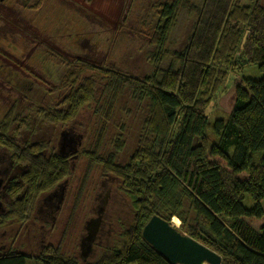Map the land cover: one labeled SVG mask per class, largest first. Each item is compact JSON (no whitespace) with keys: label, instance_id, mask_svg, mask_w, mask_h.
Masks as SVG:
<instances>
[{"label":"trees","instance_id":"trees-1","mask_svg":"<svg viewBox=\"0 0 264 264\" xmlns=\"http://www.w3.org/2000/svg\"><path fill=\"white\" fill-rule=\"evenodd\" d=\"M146 4L140 21L146 38L140 46L143 73L78 61L67 74L70 83L58 90L63 96L57 95L56 106L53 102L48 108L28 107L29 112H43L51 125L71 123L95 99L101 82L107 101L98 111L102 141L116 105L128 91L126 112L134 128L127 129L128 123L115 128L109 154H101L99 146L83 154L120 179L133 198L134 223L125 230L120 246L98 260L82 262L51 245L38 258L52 264H170L142 237L143 227L156 214L181 219L183 230L221 254L222 264H264V231L250 223L264 214V0ZM184 15L193 20L194 28L180 49L173 34ZM255 63L263 76L246 78L236 87L229 115L212 124L217 138L212 144L205 109L229 68ZM16 116L1 120L5 125L0 127V145L12 147L16 158L28 165L26 194L9 213L22 225L32 218L40 194L64 180L71 167L54 147L47 156L41 152L43 144L18 143L12 126L29 125L30 115L22 111ZM133 132L135 139L130 138ZM133 143L129 151L127 146ZM122 152L131 154L124 164L117 161ZM246 194L255 201L254 207L243 204ZM27 257L12 250L0 254V264H27Z\"/></svg>","mask_w":264,"mask_h":264},{"label":"rangeland","instance_id":"rangeland-1","mask_svg":"<svg viewBox=\"0 0 264 264\" xmlns=\"http://www.w3.org/2000/svg\"><path fill=\"white\" fill-rule=\"evenodd\" d=\"M239 1L246 3L251 0ZM147 2L148 0H92L91 2L87 0H0V67L4 70V74H0V122L8 115L17 117V113L22 111L24 114H29V125L12 126L18 133L16 140L21 145L43 144L41 152L47 156H49L50 147L58 149L57 141L62 135L61 132L71 124L82 136L78 143L80 155L77 152L79 156L69 161L70 174L55 185L57 187L68 180L65 186L64 202L59 209H55L57 212L56 215L53 214L51 219L53 221L47 219L41 222L39 215L33 216L37 225L45 226L44 245L39 247L41 244L39 238L32 242L24 238L18 246V249L24 250L28 256L27 264H52L38 258L46 251L47 245L59 247L62 254L75 256L82 262L98 260L103 254L115 251L120 246L125 230L134 223L133 198L126 193L117 176L107 174L102 165L93 162L89 155L83 154V151L91 152L99 146L101 154H109L112 149L111 140L117 135L115 128L120 129L128 123L126 128L130 129L134 120L131 114L128 115L129 112H126L129 96L128 91H125L113 111L108 132L101 141L98 130L101 119L98 111L104 109L107 101L101 93L104 87L99 82L95 99L82 107L73 122L51 125L42 115L43 112L37 113L34 110L29 112L28 107L32 106L36 110L40 106L48 108V104L45 103L47 99L43 93L33 96L32 91L15 90L12 86L4 84L6 69L18 73L19 83L22 86L28 79L34 86L53 92L52 101L62 98L63 91L58 90H63L62 88L70 83L67 74L78 67V61L85 60L97 65H108L140 75L145 70L140 46L146 39L140 21L144 16ZM193 26V20L189 16H181L173 34L178 48L181 49L186 45ZM262 76L263 72L257 63L244 65L242 68L238 66L229 68L224 82L205 109L209 119L206 134L212 144L217 139L212 124L216 119L229 115L234 104L236 87L243 86L246 78L256 79ZM25 86L27 88L28 83ZM62 107V105L59 106V108ZM2 123L0 127L5 125ZM132 127L134 128V125ZM73 137L76 139V135ZM130 138L135 139L136 132H133ZM133 147H135L134 143L127 146L129 151H132ZM1 148L9 153L14 152L12 147L6 149L0 145ZM130 155L122 152L117 161L121 164L127 163ZM55 187L44 191L36 201L42 198L44 201V196L46 197ZM243 204L250 208L255 206V201L250 194H246ZM261 204L264 209V199ZM98 217H100L98 231L100 232L103 224L104 233L100 237L101 234L97 232V237L91 245L92 251L89 256L85 255L86 260H84L82 258L84 256H81L83 249L80 243L89 233L85 227L88 221ZM174 218L177 217L171 218L175 222ZM7 221L10 226L20 227V222L16 218L11 217ZM250 223L261 232L264 231V214L261 218H251ZM177 226L183 229L181 219ZM24 229L19 228V231L23 232L22 235L26 234ZM39 231V228L34 229V232Z\"/></svg>","mask_w":264,"mask_h":264},{"label":"flooded vegetation","instance_id":"flooded-vegetation-1","mask_svg":"<svg viewBox=\"0 0 264 264\" xmlns=\"http://www.w3.org/2000/svg\"><path fill=\"white\" fill-rule=\"evenodd\" d=\"M6 70H7L6 71L7 75L4 77L6 79H3L4 84L9 85L10 87L12 86L15 90L21 89L23 91V89H27L25 92L32 91L33 96H37L41 92L43 93V96L46 97L47 100L45 103H47L48 106H51L53 102L55 103L54 106H56L57 102L55 100L52 101L51 99V97L53 96V92H49L44 90V88H40V87L38 88L37 86H34V84L30 82L28 79L25 80V85L28 83V87L26 88L25 85L22 86L19 83L20 78L17 72L14 73L12 71H9L8 69ZM0 74H4V70L1 67H0ZM5 119L6 117L4 118V120ZM66 130L69 131V133H71V135L73 136L81 135L75 130V126H73L72 124L68 126ZM60 138L61 137H59L57 141L58 146H59L58 143L60 141ZM55 152L59 155L58 153L59 147L57 150H55ZM65 157H67L69 161L74 160L72 154L67 155ZM28 172H29L28 165L25 162H23L20 158L19 159L16 158L14 153L11 152L9 153L8 151L6 152L2 148L0 149V254L1 251H6V253L12 252V250L21 251V249H18V246L21 244L22 239L24 238L31 240V242L34 239L39 238L41 242L39 247H42L45 242L44 239L45 226L43 224L37 225L36 221L33 220V216L34 214H36V216L39 215V219L41 222H45V220L47 219H49L52 222L53 220L51 219H53V214L56 215L57 211H55L54 208L55 206L53 204L54 202H52V200L51 201L48 200L44 196V201L42 200L43 199L42 197H41L42 199H38L36 201L37 204L33 211L34 213L32 218L28 220V222L22 225L21 223L19 224L21 228H25L24 229L26 230L25 235H22L23 232L21 233L19 231L20 227L17 228L16 226L9 225L7 219L9 220L11 218L9 213L12 210V206H14L16 202L20 201L26 194V190L28 186H27V181L25 180V176L27 175ZM35 228H39L40 231L34 232ZM84 231L82 232V235ZM103 233L104 232H103V224H102V227L100 229V232L98 231V234H101L99 235L101 237ZM43 250H45V248ZM21 252L23 253L24 250Z\"/></svg>","mask_w":264,"mask_h":264},{"label":"water","instance_id":"water-1","mask_svg":"<svg viewBox=\"0 0 264 264\" xmlns=\"http://www.w3.org/2000/svg\"><path fill=\"white\" fill-rule=\"evenodd\" d=\"M81 135L73 137L69 131L62 132L59 141V155H73L76 159V154L79 150V142ZM64 150V151H63ZM68 180L59 184L55 189L49 192L45 198L54 202V208L59 209L64 202L65 186ZM100 214V213H99ZM93 221V222H92ZM100 226V217L91 219L87 222L86 229L89 232L81 240L80 246L83 249V259L89 256L92 251V244L97 237V232ZM142 237L144 241L150 244L154 250L161 254L170 264H222V256L215 252L203 242L190 236L185 230L181 229L171 220H167L162 216L153 215L142 229ZM86 260V259H84Z\"/></svg>","mask_w":264,"mask_h":264},{"label":"bare ground","instance_id":"bare-ground-1","mask_svg":"<svg viewBox=\"0 0 264 264\" xmlns=\"http://www.w3.org/2000/svg\"><path fill=\"white\" fill-rule=\"evenodd\" d=\"M174 219H175L176 225L179 224V219H177V218H174Z\"/></svg>","mask_w":264,"mask_h":264}]
</instances>
